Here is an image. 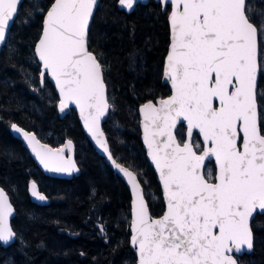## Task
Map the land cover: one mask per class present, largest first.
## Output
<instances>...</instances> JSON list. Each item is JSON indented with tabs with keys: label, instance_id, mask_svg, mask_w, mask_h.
<instances>
[{
	"label": "snow or ice",
	"instance_id": "6c2138e0",
	"mask_svg": "<svg viewBox=\"0 0 264 264\" xmlns=\"http://www.w3.org/2000/svg\"><path fill=\"white\" fill-rule=\"evenodd\" d=\"M170 4V51L164 77L172 95L141 108L145 143L163 186L166 211L153 219L136 175L109 160L127 177L133 203L132 242L139 264H237L230 253L252 249L250 221L264 214V134L257 100L264 71L258 38L264 14L253 22L249 0H160ZM20 0H0V42L18 13ZM97 0H52L36 54L41 77L58 87L63 110L75 104L96 143L109 152L99 124L110 107L103 67L87 47ZM132 9L135 0H118ZM87 113V115H85ZM187 139L173 130L185 123ZM20 132L16 125L12 126ZM198 134L199 141H194ZM40 162L52 171H71L60 150L40 145L24 132ZM39 150H38V148ZM71 141H69V147ZM214 161V169L208 164ZM207 162V163H206ZM32 194L44 196L35 191ZM12 212L0 190V241L13 237L6 224Z\"/></svg>",
	"mask_w": 264,
	"mask_h": 264
},
{
	"label": "trees",
	"instance_id": "16d2710c",
	"mask_svg": "<svg viewBox=\"0 0 264 264\" xmlns=\"http://www.w3.org/2000/svg\"><path fill=\"white\" fill-rule=\"evenodd\" d=\"M116 1H99L87 39L107 87L110 107L102 129L112 156L136 173L150 213L159 215L164 205L139 138L137 107L169 93L161 82L169 5L163 11L160 3L148 0L127 13ZM51 2L22 0L0 50V186L15 209L11 225L16 234L13 244L0 245V264H135L126 186L87 141L74 110L59 118L53 86L46 77L42 86L39 82L34 45ZM249 5L255 23V17L264 14V0H249ZM258 45L264 61L262 37ZM257 100L264 117V71L258 77ZM13 123L51 145L70 139L79 174L70 179L44 175L11 134ZM260 125L264 134V119ZM176 137L184 138L182 124ZM193 140L199 141L196 135ZM31 180L43 194V204L29 199ZM251 230L253 250L238 257V264H264V214L255 216Z\"/></svg>",
	"mask_w": 264,
	"mask_h": 264
},
{
	"label": "water",
	"instance_id": "95a60500",
	"mask_svg": "<svg viewBox=\"0 0 264 264\" xmlns=\"http://www.w3.org/2000/svg\"><path fill=\"white\" fill-rule=\"evenodd\" d=\"M21 1H22V0H20V3H21ZM99 1H100V0H97V3H96V5H95V7H94V12H95V10H96L98 4H99ZM147 2H148V0H135V3H134L133 8L130 9V10L127 9V8H125V7H122V6L118 3V0L116 1V5H117V8H118V9L123 10V11L129 13V12H132V11L134 10V8H135L137 5H145V4H147ZM154 2H156V3H160L161 8H162V10L164 11V9H165V5L162 4V3L160 2V0H154ZM20 3H19V5H20ZM51 3H52V2H51ZM51 3H50V5H51ZM19 5H18V7H19ZM50 5L48 6V8L50 7ZM48 8L46 9V11H45L44 14H43V17H42V27H41V32H40V35H39V37H38V39L36 40L35 45H34V55H35V58H36L37 62H38L39 65H40V73H39V82H40V85H41V86L43 85L44 78L46 77L47 80H48V81L51 83V85L53 86L54 91H55V94H56V96H57V104H56L55 109H56V112H57V114H58V117L62 119L65 115H67V114L69 113V111H70L71 109L74 110V112L76 113V116H77L78 122H79V124H80V126H81V128H82V131H83V133H84V135H85L87 141H88V142L90 143V145L94 148V150L97 152V154L100 155V156L105 160V162L108 164V166L111 168V170H112V171H113V172H114V173H115V174H116V175L122 180V182H123L124 185L126 186L128 192H129V195H130V202H129V224H128V231H129V247L133 250L134 255H135V257H136V262H135V264H139V247H138V245H134L133 242H132V237H133L134 233H133V231H132V227H131V225H132V220H133V203H134V200L136 199V196H135L134 193H133V190H132L131 185L128 183L127 177H125L124 174H123L122 172H120L118 168H116V167L114 166V164L112 163V161L109 160L108 157H109V153L111 154V152H110V148H109L108 140H107L106 135H105V133H104V131H103V129H102V123L105 121V119H106V117H107V115H108L109 108L107 109L105 115H104L103 117H101L100 124H99L100 130H101V131L103 132V134H104L103 137H102V139H104V140L106 141L107 147H108V149H109V152H105V151L103 150V148H101V147L96 143V140L93 138L92 134H91V133L87 130V128L85 127V124H84V117L81 115L79 108H78L75 104L70 103L67 107H65L63 110H61V107H60L61 97H60V93H59L58 87H57V85H56V83H55V80H54L50 75H47V74H46V75L43 77V81H42V77H41L42 62L39 60V58H38V56H37V54H36V45L38 44V42H39V40H40V38H41V36H42L43 27H44V19H45L46 12H47ZM170 12H171V7H170V4H169V10H168V13H167V22H168V29H169V35H168L169 40H168L167 51H166V54H165V56H164V61H163V66H162V73H161V82H162L163 84H166V85H167L168 90H169V93H168L166 96L159 97V98H157V99L154 100V101H152V100H147V101H145V102L139 104L138 107H137V113H138V119H139V122H138V128H139V133H140V134H139V138H140V141H141V144H142V148H143V150H144V156H145V159H146L147 163H148V164L150 165V167L152 168V170H153V172H154V174H155V176H156V179H157V181H158V183H159V187H160L161 198H162V202H163V205H164V209H163V211H162L161 214H159V215H152V214L150 213V210H149V207H148V204H147V200H146L145 195H144L143 187H142V184H141V182H140L138 176L136 175V173H135L133 170H131L130 168L126 167L125 165L119 163V162H118V161L112 156V154H111V156L115 159V161H116L118 164H120L121 166H123V167H125V168H128L129 170H131V171L136 175L137 180H138V182L140 183V190H139V191H140V193H142V195H143L144 202H145L146 207H147V209H148V214H149V216H150L151 218H153V219H157V218H160V217L163 216L164 212L166 211V201H165V198H164L163 186H162V183H161V181H160V179H159V173H158V170L155 168L154 162L152 161V159H151V157H150V155H149V149H148V147H147V145H146V143H145V132H144V127H143L144 120H143V115H142V113H141V108H142L144 105H146L147 103H149V102H152L153 104L158 105V103H159V101H160L161 99H166V98H168L169 96L172 95V89H171L170 82L167 81V80L165 79V77H164L165 65H166L167 56H168L169 51H170V43H171V36H172L171 25H170V18H169V14H170ZM93 15H94V13H93ZM15 17H16V16H15ZM92 17H93V16H92ZM14 19H15V18H14ZM91 21H92V18H91V20H90V23H91ZM12 23H13V22H11V23L9 24V27L6 29L5 40H6L7 34H8V32H9V30H10V27H11ZM89 27H90V25H89ZM88 30H89V29H88ZM87 39H88V34H87ZM5 40H4L3 42H0V50H1L2 46L4 45V43H5ZM87 47H88V45H87ZM258 48H259V45H258ZM88 50H89V49H88ZM89 51H90V50H89ZM90 52H92V51H90ZM258 77H259V74H258ZM103 79H104V77H103ZM257 83H258V80H257ZM105 85H106V84H105ZM105 94H106V99H107V101H108L107 87H106ZM108 103H109V102H108ZM85 115H87V113H85ZM180 124H182V125L184 126V138H183V140H186V139L188 138V137H187V127H186V122H185V123H178L177 126H176V128L173 130V133H174V135L176 136V130H177V128H178V126H179ZM13 125H16L19 129H21V131H20V132H17L16 129L12 127ZM10 132H11V134H12L16 139H18V140L22 143V145H23V147L26 149L28 155L31 157V159L35 162L37 168H38V169H39L44 175L49 176V177H53V178H58V179H70V178H72L73 176H77V175L79 174V167H78V165H77V163H76V161H75V146H74L73 142H72L70 139H68V138L65 139V140L63 141V143H61V144H59V145H51V144H49V143H47V142H44V141H42L41 139H39L38 136H37L33 131H31V130H27V129H25V128H23V127H21V126L15 124V123H13V124L10 126ZM24 132H27V133H29L30 135H34L35 138H36V140L39 141L40 145H46L48 148H51V149H53V150H60V153H61V155H62V157H63V160H64V161H68V162H70V163H74V164H75V168H74L73 170H71V171H52V170H50L49 168H46V167L40 162V159L37 157L36 153L32 150V146L29 145V143H28V139L25 138V136H24ZM194 135H196V137L198 138V140H200V137H199L198 134H194ZM193 137H194V136H193ZM176 139H177V137H176ZM183 140H182V141H183ZM69 141H71V146H70V147H69ZM177 141L179 142L178 139H177ZM37 148H38V146H37ZM38 150H39V148H38ZM206 163H207V162H206ZM212 165H213V168H214V161H213ZM214 171H215V169H214ZM33 184H35V182H34L33 180H31V181L29 182V184H28V196H29V199H30L33 203H35V204H38V205L43 204V203L45 202V198H44L43 200H41V199L39 198V196H34V195L32 194V185H33ZM0 190H3V192L6 194V196H7V202H8V203L11 205V207H12V212L6 216V224H7V226L12 230V232H13L14 235H13L12 238H10V239L7 240V241H0V245H1L3 248H6V247L10 246L11 244H13L14 241H15V239H16V234H15L14 230L12 229V225H11L12 219H13L14 216H15V209H14V207H13V204L11 203V200H10L9 195L7 194V192H6L1 186H0ZM35 191H36L37 193H39L40 195L43 196V194L40 192V190H39V188H38V186H37L36 184H35ZM256 215H261V214H260V213H257V214H255V215L253 216V218H252L251 221H250V227H251V222H252V220L255 218ZM252 239H253V246H254V237H253V233H252ZM252 250H253V247H252V249H247V247L245 246L244 249H243L241 252H239V253H230V255L233 256V258L236 260V262H237V264H238V260H237V258H238V257H241V256L244 255V254H249Z\"/></svg>",
	"mask_w": 264,
	"mask_h": 264
},
{
	"label": "rangeland",
	"instance_id": "374dc122",
	"mask_svg": "<svg viewBox=\"0 0 264 264\" xmlns=\"http://www.w3.org/2000/svg\"><path fill=\"white\" fill-rule=\"evenodd\" d=\"M263 38V40H264V37H262ZM207 167L208 168H212L213 169V167L212 166H210L209 164L207 165Z\"/></svg>",
	"mask_w": 264,
	"mask_h": 264
},
{
	"label": "flooded vegetation",
	"instance_id": "af4514ba",
	"mask_svg": "<svg viewBox=\"0 0 264 264\" xmlns=\"http://www.w3.org/2000/svg\"><path fill=\"white\" fill-rule=\"evenodd\" d=\"M212 167H213V165L212 164H210ZM213 171H214V168H213Z\"/></svg>",
	"mask_w": 264,
	"mask_h": 264
}]
</instances>
